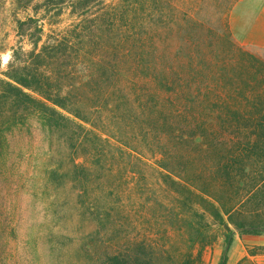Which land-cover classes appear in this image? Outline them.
<instances>
[{
    "label": "trees",
    "instance_id": "1",
    "mask_svg": "<svg viewBox=\"0 0 264 264\" xmlns=\"http://www.w3.org/2000/svg\"><path fill=\"white\" fill-rule=\"evenodd\" d=\"M98 2L68 0L75 20L49 33L60 9L18 19L31 48L0 78V149L26 139L41 172L0 155V238L12 201L29 197L75 209L111 264H195L217 228L227 264L235 229L264 231V51L225 23L202 41L166 39L177 7L166 30L163 0Z\"/></svg>",
    "mask_w": 264,
    "mask_h": 264
},
{
    "label": "rangeland",
    "instance_id": "2",
    "mask_svg": "<svg viewBox=\"0 0 264 264\" xmlns=\"http://www.w3.org/2000/svg\"><path fill=\"white\" fill-rule=\"evenodd\" d=\"M60 1L63 2L55 7L45 5L43 0H0V78H6L3 73L7 71L14 49L19 44H22L25 50L31 48L28 36L18 33V19L25 20L29 15H34L36 10L44 13L51 9L48 12L52 15L60 9L63 14L58 18L60 21L58 24L52 26L48 20L45 21L46 33L51 30H63L75 20L70 15L68 0ZM126 1L130 3V0H105V3L109 8H120L121 3ZM236 1L163 0L162 9L167 16L164 17L166 30L168 24H172L167 15L171 9L166 6L172 3L177 7L175 13L177 29L174 36L169 35L166 39L180 44L187 40L195 42L207 39L206 28L216 29L223 23L228 25V16ZM106 4L98 2L100 5L98 8L106 7ZM184 12H188L197 25L200 24L198 28L193 29L192 25L189 26L184 19ZM25 141L19 137L14 138L8 147L0 149V155L9 158L23 156L20 169L24 172L29 171L31 175L36 176L37 181L41 169L34 168L35 159L26 157L29 152L24 147ZM12 202L14 220L0 238L1 264H111L108 262L106 251L98 247L103 236L99 238L88 236L75 209L63 215L52 208L50 211L46 209L47 203L41 200L25 197ZM217 231L219 235L213 244L196 248L195 264H220L226 239L222 228H217ZM231 251L239 259L237 264H264V231L247 232L235 229L228 257Z\"/></svg>",
    "mask_w": 264,
    "mask_h": 264
},
{
    "label": "crops",
    "instance_id": "3",
    "mask_svg": "<svg viewBox=\"0 0 264 264\" xmlns=\"http://www.w3.org/2000/svg\"><path fill=\"white\" fill-rule=\"evenodd\" d=\"M228 25L241 44L264 51V0H237L230 10ZM238 261L231 251L227 264Z\"/></svg>",
    "mask_w": 264,
    "mask_h": 264
},
{
    "label": "water",
    "instance_id": "4",
    "mask_svg": "<svg viewBox=\"0 0 264 264\" xmlns=\"http://www.w3.org/2000/svg\"><path fill=\"white\" fill-rule=\"evenodd\" d=\"M249 228H251V227H249Z\"/></svg>",
    "mask_w": 264,
    "mask_h": 264
}]
</instances>
